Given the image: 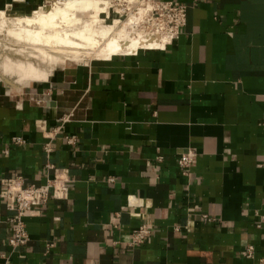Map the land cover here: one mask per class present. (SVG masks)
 Instances as JSON below:
<instances>
[{
  "label": "crops",
  "instance_id": "obj_1",
  "mask_svg": "<svg viewBox=\"0 0 264 264\" xmlns=\"http://www.w3.org/2000/svg\"><path fill=\"white\" fill-rule=\"evenodd\" d=\"M160 1L188 7L166 48L61 66L21 90L0 81V191L55 168L69 179L67 199L24 218L17 248L0 196V264H264V0ZM187 147L198 156L183 174ZM142 224L152 232L133 244Z\"/></svg>",
  "mask_w": 264,
  "mask_h": 264
},
{
  "label": "bare ground",
  "instance_id": "obj_2",
  "mask_svg": "<svg viewBox=\"0 0 264 264\" xmlns=\"http://www.w3.org/2000/svg\"><path fill=\"white\" fill-rule=\"evenodd\" d=\"M118 1H139L138 12L127 20L104 25L107 11ZM141 1L55 0L43 4L32 16L13 9L18 8L20 0L14 4L1 1L0 79L12 90H21L29 82L49 81L60 66L89 65L94 59L105 61L123 53L139 55L166 47L168 39L159 31L145 32L139 38L130 35L131 28L140 24L151 9L150 3ZM83 14L91 16L85 19ZM95 27H99V33Z\"/></svg>",
  "mask_w": 264,
  "mask_h": 264
},
{
  "label": "built area",
  "instance_id": "obj_3",
  "mask_svg": "<svg viewBox=\"0 0 264 264\" xmlns=\"http://www.w3.org/2000/svg\"><path fill=\"white\" fill-rule=\"evenodd\" d=\"M151 4V9L147 16L148 21L152 24L151 31H159L161 36L168 39L167 44L177 40L181 33V28L187 21V5L177 4L173 1L147 0ZM167 46V45H166ZM166 47L160 48L164 49ZM158 50V49H157ZM39 130H45L42 121L37 122ZM70 140V138H69ZM12 143L21 145L25 143L22 136H15ZM51 151L50 146H46ZM197 152L191 147L182 149L179 152L178 165L183 174L188 173L197 157ZM68 176L66 169L55 168L52 178H47L46 182L41 185L26 184L23 176L3 178L1 180L2 189L0 196L4 200L7 209L14 211L15 214L10 218L11 236L8 239L13 248L27 244L29 234L25 217L32 216L39 212V207L47 204L50 198L60 200L67 199L69 196ZM202 217L209 222L217 221L209 214H202ZM264 219V216L262 217ZM261 227V223L258 224ZM152 229L148 224H142L133 231L132 243L138 244L144 242L151 234ZM248 258H254L255 247L249 245L244 253ZM264 263V257L260 259Z\"/></svg>",
  "mask_w": 264,
  "mask_h": 264
},
{
  "label": "rangeland",
  "instance_id": "obj_4",
  "mask_svg": "<svg viewBox=\"0 0 264 264\" xmlns=\"http://www.w3.org/2000/svg\"><path fill=\"white\" fill-rule=\"evenodd\" d=\"M52 1L55 2V0H39L38 5L37 6L35 5L29 11H23L20 9L18 10V8H13V9H15V11L17 10V12L21 15L32 16V15H34L35 11H37L43 4H45V3L50 4V3H52ZM141 2L145 3V2H147V0L146 1L142 0ZM139 3H140L139 1H135L134 3L128 4L124 1H118L116 4H114L115 7L112 8V10L110 9L109 12L107 11V16L103 20V24L104 25H112L116 20H120V19L121 20H124V19L127 20L129 15H131L132 13L138 12ZM115 8H118L120 11L119 10L116 11ZM149 11H150V9H149ZM90 16H91V14L81 15V17H83L85 19H89ZM147 16H148V14L144 16L145 18L143 17L145 20L143 19L140 24L134 25L133 28H131L130 35L132 37L139 38V37L143 36L142 34H144L145 32L146 33L154 32V31H151L152 30V24L150 21H148ZM95 30L97 33H99V27H95ZM160 38H161V40H164L162 37H160ZM144 53H145V51H144ZM120 55H128V54L123 53ZM64 58H66V56ZM94 60H96V59H94ZM94 60H92V61H94ZM100 61H102V60H100ZM49 66L54 67L52 64ZM55 70L56 69H54V71ZM0 81H3V83L7 85V83L4 80L0 79ZM0 83L3 84L2 82H0ZM7 86L10 87V84H8Z\"/></svg>",
  "mask_w": 264,
  "mask_h": 264
}]
</instances>
